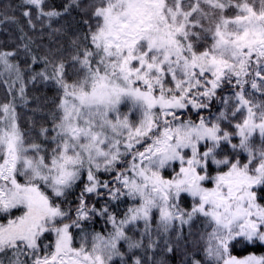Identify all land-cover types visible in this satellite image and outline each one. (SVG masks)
<instances>
[{
	"label": "snow or ice",
	"instance_id": "1",
	"mask_svg": "<svg viewBox=\"0 0 264 264\" xmlns=\"http://www.w3.org/2000/svg\"><path fill=\"white\" fill-rule=\"evenodd\" d=\"M0 28V264H264V0H8Z\"/></svg>",
	"mask_w": 264,
	"mask_h": 264
},
{
	"label": "trees",
	"instance_id": "2",
	"mask_svg": "<svg viewBox=\"0 0 264 264\" xmlns=\"http://www.w3.org/2000/svg\"><path fill=\"white\" fill-rule=\"evenodd\" d=\"M8 0H0V3H7ZM15 2H19V0H15ZM62 0H53V3L59 4ZM0 46H11V40L10 37L4 32L3 28H0ZM4 97V90L3 88H0V99H3Z\"/></svg>",
	"mask_w": 264,
	"mask_h": 264
}]
</instances>
